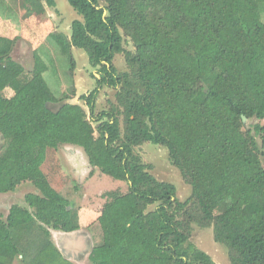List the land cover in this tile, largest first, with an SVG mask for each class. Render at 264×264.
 I'll return each instance as SVG.
<instances>
[{
    "label": "trees",
    "instance_id": "trees-1",
    "mask_svg": "<svg viewBox=\"0 0 264 264\" xmlns=\"http://www.w3.org/2000/svg\"><path fill=\"white\" fill-rule=\"evenodd\" d=\"M67 1L82 20L71 23L69 37L54 35L68 53L85 52L114 101L93 127L81 106L55 97L37 68L27 76L11 58L15 39L0 35V194L27 182L35 188L25 206L0 215V264H71L49 230H79L78 212L42 170L48 152L62 146L80 148L91 168L127 184L126 193L104 196L90 264H215L189 242L192 225L211 228L229 264H264V126L245 128L264 119V0ZM23 5L45 12L42 0ZM97 96L79 97L89 115ZM145 143L167 150L191 188L184 202L134 153Z\"/></svg>",
    "mask_w": 264,
    "mask_h": 264
},
{
    "label": "rangeland",
    "instance_id": "rangeland-1",
    "mask_svg": "<svg viewBox=\"0 0 264 264\" xmlns=\"http://www.w3.org/2000/svg\"><path fill=\"white\" fill-rule=\"evenodd\" d=\"M53 1L54 6L47 7L42 0L45 12L36 16L27 11L23 0H3L6 10L4 14L0 13V35L15 39L11 58L23 68L27 76L34 67L37 68L55 97L67 98L68 102L81 106L95 127L94 120L98 113L107 109V102L114 101V90L98 86L97 69L90 65L83 50L72 48L68 53L65 44L54 35L58 33L69 37L71 23L81 21L82 17L70 7L67 0ZM53 37L58 44L53 41ZM123 47L129 51L134 50L132 43L125 36ZM70 56L74 60L73 70L70 69ZM113 65L117 73L126 70L121 55L114 57ZM94 90L98 91V96L93 115H89L87 107L79 97L87 96ZM2 95L10 97L13 93L5 90ZM50 107L55 108L56 105ZM255 124L264 126V119L247 121L245 128ZM2 145L0 139V149ZM134 153L144 165L151 167L148 173L156 180L175 187V195L179 201L184 202L189 198L191 188L183 181L179 170L171 164L164 147L145 143L135 148ZM260 162L264 169L263 156H260ZM42 170L50 184L70 201L72 209L77 210L80 217L79 232L85 234L86 229L89 233V245L93 247L99 243L101 239L96 220L105 203L104 196L112 191L126 193L127 184L114 181L97 169L91 168L82 150L72 146H62L56 151L48 152ZM34 191L35 188L27 182L17 186L12 193L0 194V215L5 218L13 205L25 206L24 197ZM154 208L156 205L150 206L148 210ZM189 242L208 254L215 264H229L225 248L213 241L211 228L204 229L192 225Z\"/></svg>",
    "mask_w": 264,
    "mask_h": 264
},
{
    "label": "crops",
    "instance_id": "crops-1",
    "mask_svg": "<svg viewBox=\"0 0 264 264\" xmlns=\"http://www.w3.org/2000/svg\"><path fill=\"white\" fill-rule=\"evenodd\" d=\"M78 216V220H79ZM79 230L72 233H63L53 230L50 232V240L56 249L60 252L63 258L71 264H87L89 263V254L91 245H89V233L84 230L80 233ZM13 264H21L19 260H15Z\"/></svg>",
    "mask_w": 264,
    "mask_h": 264
},
{
    "label": "water",
    "instance_id": "water-1",
    "mask_svg": "<svg viewBox=\"0 0 264 264\" xmlns=\"http://www.w3.org/2000/svg\"><path fill=\"white\" fill-rule=\"evenodd\" d=\"M243 121H245V118H243Z\"/></svg>",
    "mask_w": 264,
    "mask_h": 264
}]
</instances>
